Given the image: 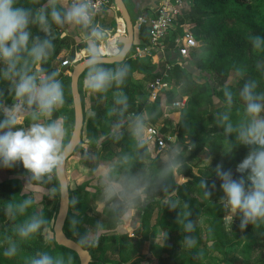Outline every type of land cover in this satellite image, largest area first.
I'll list each match as a JSON object with an SVG mask.
<instances>
[{
	"label": "trees",
	"instance_id": "1",
	"mask_svg": "<svg viewBox=\"0 0 264 264\" xmlns=\"http://www.w3.org/2000/svg\"><path fill=\"white\" fill-rule=\"evenodd\" d=\"M19 3L25 7H39L38 3L34 0H19ZM179 28L183 25L194 32V36L203 41V46L200 49L192 51L189 60L185 66H174L170 71V79L180 88L183 95H187L188 100L185 103L183 111H181L178 121L179 131L178 138L183 142L185 137L193 136L197 134V137L193 139V149L188 160L196 157L203 149L208 145L210 152L214 155L220 150L225 149L226 156L221 161L216 155H214L213 166L209 168L208 173H202L196 175L192 170H188L185 167L186 161L181 156L176 159L182 161V167L178 170L180 175L188 179L186 184H176L174 182V171L165 172L164 169L167 164H161L158 157L154 155L151 144L139 143L136 136H133L132 132L127 130V125L131 124L133 119L131 114L139 115L143 110L147 111L149 119L152 122H156L162 115L161 97L153 104L145 103L143 98L145 94H141L139 89L140 81L145 77H151L150 80L156 78L159 75V68L155 67L150 58H144V60H131L127 58L123 63L130 65L131 71L126 78L123 85L119 88L113 84V86L105 94H91L90 102L91 108L94 111V116L84 119V137L83 140L89 138L88 143L90 146L95 147V142L104 138V122L109 117H115L119 122L117 129H114L102 140L100 157L102 160H109L112 162L111 170L118 171L122 175V179L126 184L130 185V191H141L144 196V204L141 210V224L142 227L138 229L140 239L135 237H129L127 234H123L119 239V262L116 264H122L120 261L122 255L126 252V246L131 247L141 246L143 242L149 238L150 222L153 211L156 210L157 226L161 229H165L167 232L163 234V238L169 235H174L178 238V234L182 230V221H194L201 217H207L210 224L209 231L211 233V241H213L214 247L220 249L224 246L222 233V220L223 209L220 208L218 201L215 199L218 194H221L217 189H211V183L215 181L216 187L218 186L219 179L215 175V168L217 164L221 162L224 165V170L232 169L234 176H239L236 173V166L240 163L248 154L249 149L246 146L239 145L235 139V135L228 136L224 132V128L221 126L220 117L229 113L231 121L235 123L238 120L244 118L243 107L240 105V101L237 100V104L234 108H230L224 98L223 88L229 79L230 74L237 75L239 70L246 69V74L239 76L237 83L238 86L230 85L234 93H237L235 97H238V90L242 88L244 82L248 79H256L259 82L258 91H264V73L257 71L255 67L256 61L264 59V52L262 56L257 59H252L253 48L248 39L250 35H259L264 37V0H192L189 11L183 18L178 21ZM59 26L52 25V35L54 37L53 43L55 45L54 51L48 57L47 61L41 65V68L47 72L54 71V67L59 65L61 60H57L59 53L62 51L64 44L68 41L67 37L61 38L58 34ZM34 36L44 37V33L40 32L37 28L32 29ZM141 38L146 39V35L141 34ZM176 33L173 34V37ZM204 53L203 58H199L197 54ZM248 54V55H247ZM72 56V55H71ZM176 54L167 52V60L171 61L172 57L175 58ZM55 66L52 67V65ZM106 68L115 69L117 64L103 65ZM87 71V70H86ZM85 71V72H86ZM84 72V73H85ZM84 75V74H83ZM82 75V76H83ZM79 79L81 98L83 110L84 95L82 92L81 78ZM63 82L65 105L69 108V115L71 121H73L72 104H71V84L69 75L60 76L59 78ZM220 79L219 82L216 80ZM203 80V81H201ZM239 87V88H238ZM122 93L128 98V107L124 115L119 114L122 111L121 105L115 103L116 96ZM5 100V99H4ZM141 101V102H140ZM110 103L112 106L107 109L105 104ZM203 103L212 105L215 114L218 118L220 125L216 133L209 137L206 133L204 126L195 124L196 115L198 113H206L205 109H200ZM234 105V104H233ZM232 106V105H231ZM85 117V113H84ZM212 121L216 124L214 115L211 116ZM168 123L167 120L165 121ZM76 149V152L83 153V142ZM142 145V146H141ZM139 157L149 161L147 166H140L137 163ZM134 167V176L129 173L128 168ZM0 172H3L7 176L13 174H25V170L22 164L16 166L13 169H5L0 167ZM179 177V176H178ZM180 179V177H179ZM181 180V179H180ZM201 180H206L209 185V191L211 196H206L205 189L201 187ZM28 181L31 185L44 186L49 181V178L45 177L41 181H35L31 179V174H28ZM55 191L58 192V182L56 176L53 175L50 179ZM17 181L3 180L0 182V223L5 227L0 232L2 239L12 237L14 242L18 246V253L15 257L4 256V251L7 249L5 244L0 245V264H28L31 257L35 256L38 252H47L54 257L57 255H63L64 264H69L68 256L71 255L79 264L76 255L63 247H57L53 239L49 244L43 239L47 232L52 235V229L56 220V214L58 209V194L57 201L54 203L49 200V197L39 193L30 192L28 194H21L20 188L17 186ZM170 186V192L167 196L164 195L166 188ZM160 191V192H158ZM158 192V193H157ZM70 205L68 219L64 228L65 234L74 240L76 232H85L86 224L90 223V218L86 214H80L78 217L73 216V211L79 212V204L73 193L69 189ZM38 198V204H34L30 207L25 215H16L15 217L6 214V206L9 202L19 203L23 199ZM170 204H175L176 207H170ZM121 209V208H119ZM33 214L41 215L46 221V225L41 229L38 234L33 235L27 240H22L15 232V226L28 219ZM75 221L73 225L72 221ZM121 223L119 214L111 215L107 220L108 230L117 228ZM251 231L264 230V226H253ZM198 227L192 233H185L180 239L184 240L186 235H191L196 238L197 243L192 248H187L189 252L186 255H179L180 262L173 260L169 262L166 258V248H162L159 251V264H200L199 250L197 249L200 244L198 239ZM108 238L101 236L98 243L95 246L90 247V254L93 264H106L108 260L101 261L100 258L108 250H112L116 245L115 238H111L107 242ZM181 242V243H182ZM129 243H132L133 246ZM254 239L246 241L244 244L243 252L249 255L253 251ZM181 245H174L176 249ZM137 256H140L139 254ZM74 264V262H72ZM132 264H139L135 262Z\"/></svg>",
	"mask_w": 264,
	"mask_h": 264
},
{
	"label": "clouds",
	"instance_id": "2",
	"mask_svg": "<svg viewBox=\"0 0 264 264\" xmlns=\"http://www.w3.org/2000/svg\"><path fill=\"white\" fill-rule=\"evenodd\" d=\"M39 7H25L19 0H0V79L8 82L9 93L14 98L8 104L4 101V90L0 88V167L13 169L22 164L31 174V179L59 177L64 167L67 131L59 119L53 115L65 103L63 82L58 79V71L47 72L39 67L47 61L55 49L52 25L78 27L86 43L87 74L83 81L86 90L93 94H105L115 84L118 88L128 77L130 65L117 62L115 69L104 67L105 58L101 45L106 43V30L95 23L97 10L94 0H34ZM44 33V37L34 36L32 28ZM255 52H264V37H248ZM121 55L123 50H121ZM257 71L264 73V59L255 63ZM246 74V69L239 70ZM259 82L248 79L238 90L243 101L244 118L233 123L229 113L220 117L221 126L226 135H235L239 145L248 147L247 156L237 164L234 176L232 169L224 170L221 162L215 168L216 177L222 182L220 188L224 195L219 203L231 217H239L240 230L249 225L264 224V91H258ZM228 106L235 102V96L228 84L223 88ZM115 103L123 110L128 107V98L124 94L116 97ZM31 122L27 127L25 121ZM145 129V117L136 116L131 125L133 136L139 137ZM142 146V145H141ZM180 149L174 150L173 158L164 171H178L182 161L176 159ZM205 195L210 197L209 185L201 180ZM216 189V183H211ZM38 198L23 199L19 203L9 202L6 214L12 217L23 216ZM175 208V204H170ZM47 221L39 214H33L15 226V232L22 240L38 234ZM73 225L75 221H72ZM184 231L192 233L196 224L193 221H181ZM99 228V225L97 226ZM4 256L15 257L18 246L10 239ZM80 246H91L98 240H91L88 235L81 236ZM183 246L192 248L196 238L186 235ZM69 264L73 257L68 256ZM28 264H64L63 255L53 256L47 252H38Z\"/></svg>",
	"mask_w": 264,
	"mask_h": 264
},
{
	"label": "rangeland",
	"instance_id": "3",
	"mask_svg": "<svg viewBox=\"0 0 264 264\" xmlns=\"http://www.w3.org/2000/svg\"><path fill=\"white\" fill-rule=\"evenodd\" d=\"M120 16L117 15V20L109 26V27H103L108 35V40L106 41V45H101V50L103 51L104 48L106 50L110 49L111 52L108 50V54L110 56L113 55V52L115 54L119 52L120 45L117 43L116 37L125 36V31L123 32V20L119 18ZM101 21V20H100ZM132 21L135 22V17L132 15ZM101 25V23H100ZM102 26V25H101ZM187 27V25H185ZM121 30H120V29ZM188 28V27H187ZM192 31V30H191ZM121 32V33H120ZM193 32V31H192ZM60 34V32H58ZM194 34V32H193ZM63 38V37H61ZM80 44H82L80 42ZM107 46V47H106ZM64 47H68L70 52H66L64 55L60 56L59 58L61 60L64 59H72L74 58L75 53L82 52L83 48H78L75 46V44L72 43H65ZM114 54V55H115ZM72 55V56H71ZM84 55L87 57V52L84 53ZM107 55V54H106ZM248 55V54H247ZM252 55V56H251ZM199 58H203L204 53L197 54ZM252 59H257L260 56H262V52H255L252 51V54H250ZM87 59V58H85ZM259 60V59H258ZM83 61V60H82ZM88 70V69H87ZM87 74V71L84 73V75L81 78V84H82V92L84 95V113L86 119L87 117L94 116V111L91 108V102H90V96L91 92L86 90L83 86V81L85 79V76ZM240 74L234 75L230 74L228 81L226 84H230L231 86L234 85L235 87L238 86V78ZM151 77H145L143 78L139 83V91L141 94L145 93V86L150 81ZM203 81V80H201ZM217 82L220 81V79L216 80ZM204 82V81H203ZM239 88V87H238ZM119 93L118 95H120ZM117 95V96H118ZM68 96V95H67ZM65 96V97H67ZM116 96V97H117ZM188 100L187 95H183L180 88L175 84V82L171 79L167 81V84L165 86V91L163 96H161V107H162V115L165 116L168 122V126H170V131L174 130L175 133L178 134L179 126L178 121L180 118L181 111L183 109L181 106L177 107L175 103L178 101ZM237 100L240 101V105L243 106V101L241 99H238V97H235V103L237 104ZM141 102V101H140ZM230 106V108H234L236 104ZM107 109L111 108L110 103L105 104ZM122 109V106H120ZM200 109H205L206 113H198L196 115L195 124L199 126H204L207 136L211 137L213 136L217 129L219 128L218 125H216L212 119V115H216L214 108L212 105L203 103L200 107ZM124 115L125 112L122 111L119 112V114ZM149 116V115H148ZM175 126V127H171ZM119 122L117 119L113 117H109L106 119V122H104V132L106 136L110 134V132L114 129L119 128L118 127ZM131 124L127 125V130L132 132L131 130ZM73 121L69 124V131L66 135V139L64 140V143L66 144L68 140L71 137ZM85 131L83 132L84 137ZM197 137V134H194L190 137H185L183 142L180 141L181 139L178 138L176 141L177 148L180 149L181 158L183 160H187L185 167L188 170H192V172L196 175L202 174V173H208L209 168L213 166V160L214 155H216L221 161L226 156V151L223 147L222 150L217 152L216 154H212L209 150V147L203 149V151L198 154L196 157L189 159V156L193 149V139ZM102 137L100 140H97L95 142V148L90 146L88 141L89 138H86L83 140L84 144L82 146L83 153L82 152H75L67 161L66 165V171L68 172L69 177V189L73 193L74 197L77 199V202L79 204V212L73 211V216L78 217L80 214H86L90 218V223L86 224L85 232H76L75 237L77 241L80 240L81 236L88 235L91 240H99L101 236L107 237L108 240L111 238H115L116 245L112 250L106 251V253L100 258L101 261L108 260L106 264H116V262H119V239L122 237L123 234H127L129 237H135L137 236L140 239L139 231L138 229L142 227L141 224V210L143 208L144 204V196L141 194V191H130V185L126 184L124 180L122 179V175L119 174L118 171H112L111 165L112 162L109 160H102L100 157V150H101V142L104 140ZM186 138L190 142L191 145V151L188 152L185 150L186 146L184 144ZM138 140V137H136ZM139 139H143V135L139 136ZM139 140V141H140ZM177 148H174L177 149ZM174 151L170 154L163 155V156H157L161 164H166L173 158ZM137 163L141 166H147L149 164V161L142 159L139 157ZM134 167L128 168V171L132 176H134ZM25 170V169H24ZM25 174H19L16 173L13 174L10 178L12 181H17V186L20 188L21 194H28L30 192H35L42 194L44 196L49 197V200L51 202L57 201V194L58 192L54 190L52 182L49 181L47 184L42 186H35L31 185L28 181V172L25 170ZM180 179H179V177ZM0 182L3 180L9 181V178H6L5 175H0ZM174 182L176 184H186V180H182V175L178 171L174 172ZM218 186L216 189L221 192V194H218L216 196V200L218 201V204L221 209L222 206L219 203L221 197L224 195L222 189L220 188V184L222 183L220 180L218 182ZM170 186L166 188L165 196L167 199V196L170 192ZM160 192V191H158ZM157 192V193H158ZM121 208V209H119ZM223 220H222V233L224 234L223 243L224 246H222L220 249L217 247H214L213 241H211L209 238H211V233L209 231L210 224L207 222V217H201L200 219L194 220L193 222L196 224V227H198V239H200V244L198 246L199 250V258H200V264H264V230L259 231H251L250 228H252V225H249L246 230L243 232L240 230L239 224L240 219L239 217H231L229 216L223 209ZM119 214V218H121V223H119L117 228H114L113 230H108L107 227V220L111 215ZM152 218L150 222L151 229L149 230V238L145 242L142 243V245L139 247L130 245L126 246V252L122 255L120 261L122 264H132L135 262H139V264H159V251L162 250V248H166V258H168L169 262L176 260L180 262L179 255H186L189 250L183 246L182 240L180 237H183V235L186 233L184 231V228L180 231V234H178V238H175L174 235H169L166 238V241L163 238V234H165L167 231L165 229H161L158 227L157 224V216L156 210L152 213ZM182 221V220H181ZM180 221V222H181ZM187 222V221H184ZM182 224V223H181ZM99 225V228L97 227ZM264 226V224H261ZM5 225L0 223V232L4 229ZM183 227V225H182ZM9 239L14 242L12 237H8L6 240L2 239L0 236V245L5 244L7 248L9 247ZM47 244L50 243V241L53 239V236L49 234V232L46 233V235L43 238ZM254 239L255 243L253 245V251L247 255L243 252L244 250V244H246V241ZM97 244V243H96ZM94 244L93 246H95ZM174 245H181L180 247L176 249L174 248ZM92 246V245H91ZM91 246H85L90 248ZM140 256H137V255ZM74 264H76V261H74ZM18 264V262H16Z\"/></svg>",
	"mask_w": 264,
	"mask_h": 264
},
{
	"label": "built area",
	"instance_id": "4",
	"mask_svg": "<svg viewBox=\"0 0 264 264\" xmlns=\"http://www.w3.org/2000/svg\"><path fill=\"white\" fill-rule=\"evenodd\" d=\"M94 4L97 10L95 21L105 11L117 13V6L114 0H94ZM191 4L192 0H158V6L155 8L152 16L147 18L139 17L133 23L136 39L127 58L138 61L150 58L151 63L159 68V75L148 81L145 86V96L143 98L145 103L153 104L163 96L167 81L170 79V71L173 67L179 66L183 68L189 60L192 51L202 47L201 41L194 36L189 28L185 25L179 28L177 24L179 19L183 18L189 11ZM124 31L125 27L123 23ZM144 33L146 39L140 36ZM174 33H176V36L173 37ZM167 52L176 54L175 58L168 61L166 59ZM84 57L82 53H75L74 58L62 60L60 68L67 69V74L69 75L72 67L81 62ZM185 103L186 99L178 101L175 105L177 107L181 106L183 109ZM144 112L147 113V111L143 110L139 115L145 114ZM136 116L138 115L131 114L132 119ZM142 135L143 139H138L137 141L139 143L151 144L155 156H167L174 151V148H177L175 144L178 140V134L175 133V128L170 131V126H167L163 120L162 122H160V119L152 122L149 116H146L145 129ZM184 144L186 146L185 150L190 152L191 145L187 138ZM182 180H186L184 176H182Z\"/></svg>",
	"mask_w": 264,
	"mask_h": 264
},
{
	"label": "water",
	"instance_id": "5",
	"mask_svg": "<svg viewBox=\"0 0 264 264\" xmlns=\"http://www.w3.org/2000/svg\"><path fill=\"white\" fill-rule=\"evenodd\" d=\"M117 6V12L120 15V18L123 20L125 27V36L118 38V44L120 45V51L114 56H104L105 63L104 65L117 64L118 61H125L128 54L131 52L133 45L135 43V34L133 28V21L130 17V14L127 10V5L124 0H114ZM203 46V41L200 42ZM121 50L123 54L121 55ZM86 59L75 64L71 72L69 73L70 86H71V104H72V113H73V130L71 137L68 140L66 145V157L64 162V167L61 170L59 177L56 175L58 182V209L56 214V220L52 229L53 242L57 247H63L67 250L73 252L79 264H93L92 256L90 254V248L85 246H80L79 241L69 238L65 232L64 228L68 219L69 205H70V194H69V177L68 172L66 171V165L69 158L76 152V149L81 145L83 140L84 132V110L82 105V94L80 90L79 79L87 70ZM216 125L219 127L218 118L215 115ZM188 182V179L185 178Z\"/></svg>",
	"mask_w": 264,
	"mask_h": 264
},
{
	"label": "crops",
	"instance_id": "6",
	"mask_svg": "<svg viewBox=\"0 0 264 264\" xmlns=\"http://www.w3.org/2000/svg\"><path fill=\"white\" fill-rule=\"evenodd\" d=\"M124 1H125L126 5L128 7L127 10H128V12L130 14L131 19H132V15H134L135 21L139 17H141V18H143V17L147 18V17L152 16L153 13H154L155 8L158 6V0H124ZM117 15H119L118 12L115 14V12L105 11V12L101 13L99 15V17H97V19H96L95 22L97 24H99V25L101 23L102 27H105L106 28V27L111 26L115 22V20L118 19L117 18ZM58 32H60V37H63V38L64 37H67V40L68 41L66 43L69 42V43L75 44V46H77L78 48H81L82 47L83 50L80 53H82L83 56H85L84 53H86V43H85V41L83 39V34L81 33V31H80V29L78 27H70V26L65 25L64 27H60V29L58 30ZM116 39L118 40V37H116ZM80 42L82 44H80ZM108 50L110 51L111 50V47ZM66 52H70V50L68 49V47L65 48L63 46V49L59 53L57 60H61L59 57L62 56V55H64ZM105 56H110V54H107ZM166 57H167V54H166ZM85 58H87V57L85 56L84 59ZM173 59H174V57H172V60ZM53 66H55V64H53L52 67ZM2 67H3V65L0 64V68H2ZM39 67L41 68V65H39ZM54 70L55 71H58L60 73L58 79L60 78V76H66V75H68L67 74V69L60 68V64L59 65H56V67H54ZM0 88H2L4 90V94H5L4 95V99H5L4 101H5V103H8V104L12 103L14 98L9 93V85H8V82L7 81H4L3 79H0ZM142 116L146 118V116H148V113L142 114ZM2 118L3 117L0 116V119H2ZM53 119H59V121L62 123V125L65 127V129H66V131L68 133V131H69V124L71 122V117L69 115V108H68V106L65 105V103H64V105L61 108H59L56 111V113L53 115ZM159 119H160V122H162V120L163 121H166L167 120L165 118V116H161V117H159ZM30 122H31L30 120H26L24 126L27 127ZM165 124H166V122H165ZM166 125L168 126V123ZM171 127H174V126H172V124H171ZM65 139H66V137H65ZM0 175L1 176L2 175H5L6 178H11V176H7L3 172H0Z\"/></svg>",
	"mask_w": 264,
	"mask_h": 264
},
{
	"label": "bare ground",
	"instance_id": "7",
	"mask_svg": "<svg viewBox=\"0 0 264 264\" xmlns=\"http://www.w3.org/2000/svg\"><path fill=\"white\" fill-rule=\"evenodd\" d=\"M117 43H118V40H117ZM103 55L105 56L106 54H108V50H106V48L103 49ZM113 54H115V52H113Z\"/></svg>",
	"mask_w": 264,
	"mask_h": 264
}]
</instances>
